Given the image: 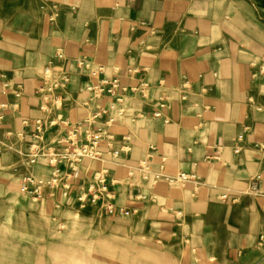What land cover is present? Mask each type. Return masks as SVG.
Instances as JSON below:
<instances>
[{
  "label": "crops",
  "instance_id": "1",
  "mask_svg": "<svg viewBox=\"0 0 264 264\" xmlns=\"http://www.w3.org/2000/svg\"><path fill=\"white\" fill-rule=\"evenodd\" d=\"M51 1L47 9L39 3L27 10V0H18L23 7L0 18V155L15 151L25 164L35 120L45 123L42 145L55 143L66 132L63 121L95 110L96 104L83 105L87 86L116 76L122 113L104 127L117 157L103 165L119 181L112 186L117 207L130 214L98 205L79 209L91 174L86 169L68 190L47 189L32 203L20 191L21 179L49 178L45 157L18 175L23 198L52 212L58 224L68 221L66 211L82 212L90 229L85 243L107 257L129 239L138 252L165 253L164 264H264V0ZM49 63L64 64L69 79L59 108L47 114L40 87ZM9 132L24 138L12 146ZM143 160L158 181L142 178ZM181 173L193 174L200 188L165 180ZM253 179L260 193L248 200ZM226 191L240 199L221 201ZM160 225L170 226L164 228L169 240L160 239ZM97 227L102 238L93 237Z\"/></svg>",
  "mask_w": 264,
  "mask_h": 264
},
{
  "label": "built area",
  "instance_id": "2",
  "mask_svg": "<svg viewBox=\"0 0 264 264\" xmlns=\"http://www.w3.org/2000/svg\"><path fill=\"white\" fill-rule=\"evenodd\" d=\"M84 59L79 60L78 64L84 66ZM99 70L105 71L104 67ZM115 72L119 71L118 67H114ZM68 73L64 64L49 63L42 70V92L43 102L41 110L48 114L52 107L59 108L61 104L60 92L64 90L68 83ZM119 89V80L116 76L107 79H101L94 84L87 86L86 92L88 96L84 98L83 105L89 107L96 104L95 110L85 119L75 122L63 121L66 132L59 136L55 143L51 145H42V135L45 123L41 119L33 122L35 132V141L29 146L25 153V161L32 166L37 163L38 158L45 157L51 169V176L47 179L36 177L32 174L24 175L20 183V191L32 203L38 202L45 195L46 190L62 189L68 190L71 186L72 179L81 170H91V174L86 182L85 191L78 197L77 203L79 209H84L90 205H98L104 212L112 214L117 210L119 213L128 216L130 210L117 207L114 200V192L112 186L119 181L110 177L109 168L103 165L108 158H116L114 137L106 130L104 125L115 122L117 116L121 115L122 109L120 104L122 98L117 96ZM114 100H110L113 98ZM51 105L52 107H50ZM158 116L159 114H155ZM107 117V121L102 123L101 118ZM25 123V122H24ZM7 138L11 141L15 139H23L22 132L7 134ZM244 135L238 134L234 142V153L237 155L242 151ZM2 144L0 143V148ZM215 154L218 149L214 150ZM212 159L218 160V156L209 155ZM147 160L140 162L138 168L143 179L155 176L158 181L160 176L153 172L147 163ZM135 168H130L127 172L128 176H133ZM168 183L173 185H184L186 183H195L196 190L200 188L195 180V176L191 173H181L175 177H165ZM255 179L250 182V187L244 193L248 200H252L260 193L259 187L255 184ZM230 191H226L219 195V199L223 202H237L240 196L230 197ZM134 212V211H133ZM60 228L64 225L59 224Z\"/></svg>",
  "mask_w": 264,
  "mask_h": 264
},
{
  "label": "rangeland",
  "instance_id": "3",
  "mask_svg": "<svg viewBox=\"0 0 264 264\" xmlns=\"http://www.w3.org/2000/svg\"><path fill=\"white\" fill-rule=\"evenodd\" d=\"M48 1L50 0L41 4L39 0H27L25 5L27 10H34L40 3L47 9L50 7ZM23 5L24 3L18 0H0V18L7 19ZM69 9L72 10V7ZM10 142L12 146L17 144ZM2 147L5 150V146ZM26 164L15 151H10L9 155H0V264L169 263L164 257L165 253H161L159 249L149 248L151 253L145 250L141 253L135 250L129 239L119 244L122 250L116 249L111 256H105V249H93L85 243L88 241L86 238L90 237L88 236L90 229L82 225L83 213L76 210L65 212L68 221L64 224V228H60L58 220H52V212L44 208L37 210V206L25 200L17 189L18 175L25 171ZM93 217L97 220L102 218L101 214ZM166 226L170 228L169 225ZM166 226L160 225L162 228L159 233L160 239L169 240L170 232L164 230ZM129 230V228L128 231L124 230V235L129 236ZM93 234L94 238H102L106 235L98 227Z\"/></svg>",
  "mask_w": 264,
  "mask_h": 264
}]
</instances>
